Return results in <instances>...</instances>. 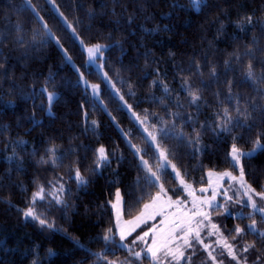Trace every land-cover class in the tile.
Wrapping results in <instances>:
<instances>
[{"label":"trees","instance_id":"trees-1","mask_svg":"<svg viewBox=\"0 0 264 264\" xmlns=\"http://www.w3.org/2000/svg\"><path fill=\"white\" fill-rule=\"evenodd\" d=\"M50 1L64 20L48 0H0V264H153L142 248L119 245L110 201L121 190L131 216L160 191L147 170L158 153L81 44L108 45L103 67L123 102L147 119L184 182L200 186L209 170L236 172L234 143L264 145V0H202L198 9L190 0ZM249 63L255 81L245 77ZM79 73L99 85V100ZM100 147L107 160L98 168ZM241 164L263 191L264 148ZM159 175L168 193L182 192L170 169ZM30 207L43 226L24 216ZM252 219L263 231L259 213L222 224L240 264H264ZM235 224L246 231L233 239ZM199 250L181 264H213ZM210 251L216 264H236L224 248Z\"/></svg>","mask_w":264,"mask_h":264},{"label":"snow or ice","instance_id":"snow-or-ice-1","mask_svg":"<svg viewBox=\"0 0 264 264\" xmlns=\"http://www.w3.org/2000/svg\"><path fill=\"white\" fill-rule=\"evenodd\" d=\"M194 7L199 8L202 0H191ZM251 18H249L250 20ZM45 27H47L45 25ZM71 27V25H69ZM59 43V41H57ZM101 49V45H95L93 47H90L87 49V52L89 54V58H93L96 53H98ZM239 59V57H237ZM245 77L249 81H255V73L253 70V66L251 63L247 66V71L245 73ZM93 91H96V85H91ZM192 101L195 102L199 99V96H197L195 93H192ZM54 99L53 94L49 93L48 100L51 102ZM227 111V110H226ZM247 118V117H246ZM232 121L229 118V120L221 127V131H229L228 125L231 124ZM150 135H152L150 133ZM153 141L156 140V137L152 136ZM264 148V145L261 144L260 137H258L254 142V147L252 149V152H255L257 149ZM139 151V150H138ZM252 152H244L242 151L235 143L232 146L231 149V161L234 163V166L239 167V177L237 178L234 176L231 172H223L219 175L218 179H223L224 177H228L232 181H236L241 188H243V196L246 197V203L242 204V207H250L252 209L253 213H259L261 215V219L264 220V206H259L257 200L254 199V196H258L260 200H264V192H256L255 189L252 188L251 185L247 184L245 182L244 176V168L241 164L242 157L250 156ZM160 156L163 159H167L166 153L164 151L160 152ZM107 160V156L105 154V150L103 147H101L98 150V157H97V167H100V161ZM145 167H147L148 162L144 161ZM173 170L175 171V165L172 166ZM148 173L150 177L154 178L156 182H159L160 175L158 171H153L151 168H148ZM209 177L211 178L214 173L209 172ZM177 176H180V173L177 172ZM76 179L78 182L83 183V177L81 176L80 172H76ZM151 183V181H150ZM181 184L184 185L185 190H189L191 188V185H188L184 182V180H181ZM209 184L211 185V179L209 181ZM43 190H39L37 193H34V199L40 195V192ZM200 191L204 192L207 191V189H200ZM161 192H163V187L161 186ZM188 194L191 196L193 193L191 191H188ZM216 189L213 188V194L210 199H204V200H197L195 197H193V209L194 211H185L181 213L180 215H177L176 213H171V219H169L167 216L165 219L161 220V224L165 225L164 228L156 229L153 227L149 231L152 232V243L151 245H148L146 248V253L150 255V258L153 262V264H162V258L164 261H170L172 264H180L182 258H185V250L188 248L194 247L191 241V237L195 238L196 243L203 244V241L200 237V229L204 227V224L202 221L196 220V217H203L204 219H208V213L204 211L202 206H207L208 208L212 207H222V206H215L214 201L216 197ZM225 197L229 200L232 199V197L228 196L227 193L224 194ZM160 201V195L157 194L156 196L151 198L150 203H145L143 205V209L140 211V213L135 216L132 219H129L127 221H124L123 224L121 223V218L119 213H117V229L119 230L120 234V240L123 242V240L126 238L127 235H130L132 231H135L137 227H139L141 224H144L149 219H154L156 216H162L165 215L164 209L165 207H171L173 203L177 207L181 204L180 201L172 202L169 200L167 204H158ZM57 202H59V198H57ZM236 203H241V200L239 197L235 201ZM121 203V194L119 190L116 192V203L112 205V207L115 209L118 207V205ZM24 216L31 217L32 219H39L34 214V210L30 207L27 211L24 212ZM249 218H252V213H249ZM39 223L43 226L45 224L44 219H39ZM211 228L213 229V232L209 233V235L218 234L219 230L217 229L216 224H211ZM112 229L109 228L105 234H104V241L105 243L109 242L112 237ZM149 231H145L142 236H139L138 239L141 241L144 240L145 237L149 236ZM245 229L241 228L239 225H237L234 229L235 235L232 237L233 239H236V237H239L243 233H245ZM247 232L248 233H257V235L264 239V232H258L256 228V220L252 219V223L247 226ZM177 241H182V243H177ZM217 245L223 246V248L227 251V255L231 257L232 260L236 261V264H240V260L238 259L237 255L233 251V245H230L227 243L226 240L221 237V239H218L216 241ZM210 246L204 245L205 250L207 251ZM253 244H247L243 248L244 252H248L251 248H253ZM135 257L137 259L141 258L140 252L134 253ZM208 255L213 259V264H216L215 257L213 256V253L211 251H208ZM103 258V257H101ZM109 264H113V262H109Z\"/></svg>","mask_w":264,"mask_h":264},{"label":"rangeland","instance_id":"rangeland-1","mask_svg":"<svg viewBox=\"0 0 264 264\" xmlns=\"http://www.w3.org/2000/svg\"><path fill=\"white\" fill-rule=\"evenodd\" d=\"M48 1L52 4L54 10L60 15V13H59L58 9L56 8V6L50 0H48ZM190 2H191V0H190ZM191 6H193L192 2H191ZM194 8L198 9L196 7H194ZM61 18H62V20H64L62 16H61ZM81 45H82L83 50L86 53V64L89 65V66H92L93 68H95L100 73L101 77L103 78V80L105 81L107 86L122 101V103L125 106V109L129 113L130 117L139 126V128L144 132V134L146 135V137L148 138L150 143L156 148L160 163L155 169H153V168H151V169L153 171H158V172H161L162 170H164L166 168L170 169L172 171L173 175L175 176V178L177 179V181L180 183V187L182 189V192L179 195H171L164 188H163V192H161V182L160 181L156 182L154 180V178L151 177V179L153 181H155L160 187V191H158L154 195V196H156L157 194L160 195V201L158 202V204L162 203V204L166 205L169 200H171L172 202L180 201L181 204L179 205V207H177L175 205V203H173V205L171 207H165V209H164L165 215L156 216L154 219L147 220L146 223L141 224L139 227H137L135 229V231H132L130 235H127L126 238L123 240V242H121V240H120L119 230L117 229V213H119L120 218H121V223L123 224L124 221H127V220L132 219L135 216H137L140 213V211L143 209V205L145 203H150L151 199L148 200L147 202L143 203L142 206L140 207V209L138 211H136L134 214H132L131 216H126L125 213H124L123 197H122V194H121V190L117 189V190H119V192L121 194V203L115 209L112 207V205L114 203H116V192H117V190H116L115 193H114L113 199L110 201V206H111V209H112L114 226H115V231H116V234H117V237H118V240H119V245L121 247H123V248H130V244L129 243H131V242L133 243L134 242V243L138 244V242H139L138 245L145 247L144 253H146L147 246L151 245V243H152V232L149 231L150 229H152L153 227H155L156 229L164 228L165 225L161 224V220L165 219L166 216L169 219H171V216H170L171 213H176L177 215H180L181 213H183L185 211H190V210L193 211L194 210L193 209V197H195L197 200L210 199L212 197V194H213V188H215L217 194H216V197H215V201L213 203H214L215 206H222V207L208 208L206 205L202 206L204 211H206L208 213V219H204L203 217H196V220L202 221V223L204 224V227H202L200 229V237H201V239L203 241V244L196 243L194 237H192L193 239L192 238H190V239H192V242L195 243L193 245L194 247L198 245V247H200L202 249V247L204 248V245L209 244V245H213V247H215V248L217 246V247H221L223 249L222 244L221 245H217L216 244V246H215L214 243H216V241L218 239H221V237H223V239L226 240L225 239L226 236H225V233H224L221 225L223 223L226 224L227 218L228 217L236 218V217H241V216H249V213H252V217H253V215L255 214V213L252 212V209L250 207H242V204L246 203V199H247L246 197L243 196V191H244L243 188H241L240 185L236 181H232L228 177H224L223 179H218L219 175L221 173H223V172H226V171L216 172V171H213V170H209V171L206 172V180H205L206 182L204 184H202L200 186H195V185L188 184V185H191V188L186 191L184 185L181 184V180H183L181 178V175L179 177L177 176V172H179V171L176 169V167H175V171L173 170L172 166L174 164L171 163L168 159L161 158L160 152L162 150L158 147L156 140L153 141L152 136L154 135L156 137V134L154 132H151L147 128V125H146L147 119L138 117L131 110V108L126 103L123 102L121 94L118 93V91L115 88L114 84L112 83L111 79L107 76V74H106V72L104 70V67H103V60H104V57H105V50L107 49L108 45L107 44H102V43H96V44H92V45H85V44L82 43ZM95 45H101V49H100V51L98 53L95 54V56L93 58L90 59L89 58V54L87 52V49L90 48V47H93ZM79 81H80L81 85L83 86V88L86 91H88L92 95L93 98H95L97 100L100 99V96H99L100 87H99V85L92 84V83L88 82L87 79L84 77V75L81 74V73H79ZM91 85H96L97 86L95 92L93 91ZM49 93L53 94V96L55 98V96H56L55 92H48L47 96H49ZM150 133L152 135H150ZM244 152H252V149L249 150V151H244ZM255 152H252V154H254ZM137 154L140 157L142 164L145 166V164H144L145 159L139 153H137ZM105 161H100L99 162L100 163V167ZM100 167H98V168H100ZM209 172L214 173V175L211 178L208 175ZM227 172H231L237 178L239 177V167H236V172L231 171V170H227ZM74 177L76 178V174L74 175ZM210 179H211V185L209 184ZM79 183H81V182H79ZM202 188L207 189V191H204V192L200 191V189H202ZM188 191H191L193 193V195L190 196L188 194ZM256 192H258V191H256ZM261 192H264V190L261 191ZM225 193H227L228 196L232 197V199L231 200L227 199L225 197V195H224ZM40 194H41V192H40ZM41 197L42 196L39 195V198H41ZM238 197L241 200V203H236L235 202ZM55 198H59V197L55 196ZM254 199L257 200L259 206H264V200H260L258 196H254ZM35 200L38 201V200H45V199H35ZM213 209H216V210L211 211ZM213 214H214V216L212 217L211 215H213ZM251 223H252V221H249L248 225H250ZM211 224H216L217 229L219 230L218 234L209 235V233L213 232V229L211 228ZM235 225L237 226L239 224H235ZM256 228H257V231L264 232V229H262L263 231L258 230L260 228L257 226V220H256ZM145 231H149V236L145 237L144 240L141 241L140 239H138V237L142 236ZM223 234H224V236H223ZM177 243H182V241H177ZM227 243L229 244V242H227ZM192 249H193V247H192ZM147 255L150 257L149 254H147ZM207 256H208V258H210V256L208 254H207ZM201 260L202 259H198V262H200ZM182 262H183V260H181L180 264ZM162 264H172V262L170 261V258H169V261H164L163 258H162Z\"/></svg>","mask_w":264,"mask_h":264},{"label":"crops","instance_id":"crops-1","mask_svg":"<svg viewBox=\"0 0 264 264\" xmlns=\"http://www.w3.org/2000/svg\"><path fill=\"white\" fill-rule=\"evenodd\" d=\"M214 210H216V209H213V210H211V211H214ZM194 211V210H193ZM212 217L214 216V214L213 215H211ZM222 226V225H221ZM192 238V237H191ZM193 239V238H192ZM192 239H191V241H192ZM130 244V247L131 246H137V247H140V248H142V252L144 253V250H145V247H143V246H139L138 244H139V242H138V244L137 243H129ZM141 244V243H140ZM192 244L194 245L195 243L194 242H192ZM214 244H217V243H214ZM197 245V244H196ZM206 245H208V246H210L209 247V249L207 250V251H210L211 250V247H212V245H209V244H206ZM199 248L200 247H198V245L197 246H195V247H193V249L192 248H188V249H186L185 250V258H183L182 260L184 261V260H186L187 258H188V256H189V253L192 251V252H194V251H196V250H199ZM200 250H203V251H206L205 250V248H203L202 247V249H200ZM199 250V251H200ZM147 257H149L146 253H144ZM150 258V257H149ZM151 259V258H150Z\"/></svg>","mask_w":264,"mask_h":264}]
</instances>
